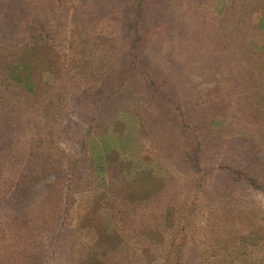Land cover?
<instances>
[{
  "label": "rangeland",
  "instance_id": "obj_1",
  "mask_svg": "<svg viewBox=\"0 0 264 264\" xmlns=\"http://www.w3.org/2000/svg\"><path fill=\"white\" fill-rule=\"evenodd\" d=\"M231 2L158 0L155 9L149 2L145 16L162 25L136 43V53L126 47L137 64H124L116 31L125 28L127 0H26L15 15L38 23L35 50L41 62L29 65L45 83L30 102L0 89V264H75L79 251L109 243L116 229L114 211L101 198H131L135 170L145 159L153 183L140 187L137 197L157 194L165 181L167 197L192 206L190 214L170 223L166 206L165 221L154 226L164 225L157 228L156 241L147 242L144 234L122 244L117 240L105 250L106 263L170 264L184 239L181 264H264V54L256 49L249 61L239 63L235 57H244L246 49L231 57L212 44L214 34L235 40L231 46H243V38L263 44L264 29L256 27L264 0ZM7 7L0 3V43L10 47L6 54L16 53L11 45L18 47L21 38ZM74 9L86 15V28L95 25L92 35L80 29L84 40L78 49ZM239 20L249 31L234 29ZM82 51L72 67L71 55ZM55 82L65 91L55 99L65 98L68 105L52 119L57 112L44 103ZM149 93L155 104L146 98ZM212 114L226 119L214 142L220 150L205 153L198 170L186 156L190 135L177 120ZM90 123L115 145L104 155L105 178L90 174L81 147L82 137L96 133L87 134ZM133 213L130 208L128 214ZM135 217L134 224L141 226ZM252 229L261 233L259 244L241 242ZM17 242L29 243V255H18Z\"/></svg>",
  "mask_w": 264,
  "mask_h": 264
},
{
  "label": "trees",
  "instance_id": "obj_2",
  "mask_svg": "<svg viewBox=\"0 0 264 264\" xmlns=\"http://www.w3.org/2000/svg\"><path fill=\"white\" fill-rule=\"evenodd\" d=\"M38 1V0H37ZM233 2V0H230ZM155 9L158 7V5H155L158 3V0H127V3L125 5V8L127 9V22L125 23V28L118 27L117 29V38L122 42L123 50L119 52V54L122 56L123 63H129L134 62L135 60H131V56L126 49V47L129 46V48L132 49L133 52L134 49L138 48L137 42H140V40H143L145 34L147 32H152L153 34H156L157 31L161 27L160 21H153L148 20V17L145 15H148V12H144L143 6L146 8L149 6ZM231 2V4H232ZM0 3L7 4V10L8 13L13 16V22H16V27H18V32H21V38L18 39V47L11 45L13 48H16V53L8 52L6 54V50H9V46L5 47L3 46V43H0V89H4L5 91L12 90V93H15L17 96H20L22 99L27 100V102H30L32 98L39 95V91L43 90L42 84L39 79V72H36V68L31 69L29 63H38L41 62V54L38 53L35 48H38L37 41H40L39 39H36V25L38 23L33 21H27L23 20L21 18H16V14H21V6L26 5V0H0ZM174 3V2H173ZM230 5V4H229ZM62 8V7H61ZM169 9V7H168ZM230 11V10H229ZM226 14V13H225ZM250 14V13H247ZM149 16V15H148ZM72 21H74V28L76 30V46L74 49L79 48V41L84 40V33H79L80 29L83 28L84 32L87 33L85 35H92L95 32V25H90L92 22L88 24L89 28H86L85 25H87L88 20L86 19V15L81 12L79 9H74L72 12ZM154 17V16H153ZM147 18V19H146ZM148 20V21H147ZM154 23V24H153ZM243 21L239 20L234 22L235 24V30H243L245 29L246 32L249 31L248 28H242ZM258 29H264V16L257 19V27ZM113 29V28H112ZM120 31H123L125 33H120ZM113 32V31H112ZM125 34V35H124ZM124 35V36H123ZM241 34H236V40H239ZM13 40V39H12ZM243 41H245V44L243 46H231V43L235 42V40H232L231 38H224L222 35L214 34L213 35V47H217L220 49L218 53L221 51L227 55L234 57L235 52L245 51L246 49V55L243 57V54L239 55L238 57H235L236 61L239 63L245 62V60L249 57L255 56V50L259 51V53L264 54V41L263 44L260 46H257L256 44H252V38H243ZM14 41V40H13ZM20 46V47H19ZM21 48L23 52L21 51ZM235 51V52H234ZM84 51L75 52L74 55H71V65L72 67H75L78 65L79 61L82 59ZM136 53V52H135ZM27 54V55H26ZM125 56V57H124ZM130 60V61H129ZM241 62H240V61ZM249 61V60H246ZM134 64H137L134 62ZM251 67L254 66V64H250ZM56 73V72H55ZM71 80V78H70ZM100 80H104V78H100ZM112 80V79H111ZM71 84V81H70ZM62 92L64 91V88H60L58 83L55 82L52 85H49L48 88V97L45 99L46 102L44 103V106L47 108H50L51 111H56L57 114H52L50 117L52 119H57L59 109L63 107H67L68 103L65 100V98L55 99V97L62 96ZM113 93L108 94V96L104 99V101L96 105L94 108V116L96 112L99 110L100 106L107 100L111 98ZM154 95H146V98L149 100H153V104L156 103L154 101ZM43 106V107H44ZM124 110V109H123ZM47 112L46 109L42 110L41 113ZM120 112V111H119ZM129 114L128 109L124 110V115ZM46 115V113H45ZM119 115H117L118 117ZM48 118V116H47ZM59 118V117H58ZM140 120V119H139ZM180 123L179 128H182L184 132L189 134L188 140L190 142L187 143L188 150L186 152V156L189 162L192 164L191 166L193 168H199L204 165V156L205 153L208 152H214V154L218 153L216 151L220 150L218 146L214 145V142L216 141V135L219 132V128H221L226 119L222 118L219 115L212 114L210 117H201L198 120L188 122L187 119L182 115L178 120ZM196 122V123H195ZM101 128V126H100ZM178 128V129H179ZM99 129V128H98ZM55 130V129H54ZM57 131V130H55ZM90 131H95L93 124H89L88 129L86 130L87 134L90 133ZM96 133L94 136L90 139H85L84 137L81 138V147L86 148V156L88 155V167L90 174L93 173V176L95 178L102 177L105 178L107 167L104 162V155L112 150V148L115 146L113 142L111 141V136L107 135L102 131H95ZM243 132V131H241ZM51 134V133H50ZM231 136L232 133H230ZM107 137V138H105ZM212 143L211 146L214 147V149H209V145ZM148 160L145 159L143 162L144 165L139 166L135 170V187H134V194L132 192V196L129 199L125 198H118L116 195H112L110 197H106L105 195L102 196V200L105 201V204L112 208L114 213L112 214V219L114 220L116 224V229L114 232H110L108 236L109 243H104V245H96L95 247H90L85 252H78V256L76 258V262L78 264H108L103 259V256L105 254V250L110 247L111 244L117 243V240L119 243H125L127 239H131L136 234L142 235L144 234L145 237H147V242H154L157 240L158 233L157 228L160 226H164L162 224H158L157 228L156 222H158L160 219L165 221V207L167 206L169 210V216H170V223H179L180 220H182V216L187 212L190 214V207L186 205L185 202H181L177 197L174 195H170L167 197L169 192H167V183L164 181L161 185L160 191L156 194H140L139 197H137V192H139L140 187H146L148 184L153 183L152 180H150L152 170L150 168H147L145 164L147 165ZM63 174V173H62ZM61 174V175H62ZM158 174V173H157ZM64 175V174H63ZM62 175V176H63ZM162 177H164L163 174H160ZM155 178V176H154ZM79 179V178H78ZM197 178H195L196 180ZM173 192L176 191L173 184L169 185ZM67 187V186H66ZM167 192V193H166ZM178 191H176L175 194H177ZM166 196V197H165ZM128 207V209H127ZM130 208H133L134 215L128 214L130 212ZM141 211L139 214L138 212ZM132 216V219L130 217ZM138 216V221L142 223L141 226L135 225L134 222L136 221V217ZM135 217V218H134ZM14 220V219H13ZM114 224V223H113ZM114 224V226H115ZM129 227V228H127ZM141 228L145 231V233H141ZM131 231H129V230ZM175 231V229H173ZM146 232H150V237L146 236ZM156 234V235H155ZM241 237L242 241L244 243H247V241L251 242L253 244H259L258 238L261 239V233L257 231L256 229H252L249 232H247L245 235H242ZM181 238L183 239L184 236L182 235ZM184 240V239H183ZM183 240L178 242V245H176L174 249V257L171 258L170 264H181L180 262V251L181 246L183 245ZM261 241V240H260ZM262 242V241H261ZM28 242H17L16 246H19L17 249L18 255H21L22 257H26V255H29L28 250L30 249V245H28ZM26 245V249L23 250V246ZM21 247V249H19ZM101 247L104 248V252L102 254L97 255V250ZM29 248V249H28ZM243 249V248H240ZM42 252V251H41ZM34 254V253H33ZM42 254V253H37ZM42 256V255H41ZM35 258L40 260V255H35ZM75 263V264H77Z\"/></svg>",
  "mask_w": 264,
  "mask_h": 264
}]
</instances>
